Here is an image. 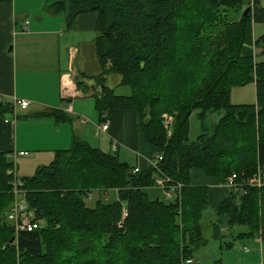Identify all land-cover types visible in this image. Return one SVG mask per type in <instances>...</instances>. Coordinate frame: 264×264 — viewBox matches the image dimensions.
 <instances>
[{
    "label": "trees",
    "instance_id": "trees-1",
    "mask_svg": "<svg viewBox=\"0 0 264 264\" xmlns=\"http://www.w3.org/2000/svg\"><path fill=\"white\" fill-rule=\"evenodd\" d=\"M263 1L70 0L68 26L82 13L100 16L101 120L138 112L147 141L159 149L157 165L135 172L117 151L74 139L50 164L19 178L0 152V264H186L204 243L201 221L211 206L209 188L191 182L194 170L220 183L237 176L238 188L215 212L229 219V230L247 228L238 237L264 242V186L242 184L264 171V35L255 42L258 57L242 54L246 22L264 24ZM246 2L251 12L237 20ZM64 6L55 0L54 12ZM106 75L121 77L131 94L104 86ZM249 83L256 103L233 104L232 89ZM13 112L1 100L0 116ZM194 112L202 123L212 113L221 117L191 141ZM43 114L66 120L59 112ZM159 179L175 188L173 201L150 198V188L161 189ZM16 180L36 230H19L9 217Z\"/></svg>",
    "mask_w": 264,
    "mask_h": 264
},
{
    "label": "crops",
    "instance_id": "crops-1",
    "mask_svg": "<svg viewBox=\"0 0 264 264\" xmlns=\"http://www.w3.org/2000/svg\"><path fill=\"white\" fill-rule=\"evenodd\" d=\"M54 1L0 0V99L14 106L13 114L0 116V152L14 163L19 178V166L20 170L23 167L24 176H29L34 169L50 164L57 151L69 149L74 139H81L106 154L117 151L120 159L131 167L140 172L148 170L159 149L147 141L139 113L121 110L110 120L102 121L96 109V97L103 89L98 83L101 69L95 51L98 12L79 14L68 26L70 0H56L65 4L56 12ZM248 6L246 2L236 15L237 20ZM263 35L264 24L246 22L242 54L258 57L255 42ZM104 81V86L114 91L121 86V77L117 75H106ZM89 99L92 105L87 106ZM17 100L28 101V108L15 106ZM90 106L93 108L87 110ZM44 112H59L66 120L42 116ZM33 115L36 118H31ZM106 123L109 129L103 131ZM22 152L27 155H21ZM191 182L209 188L211 206L206 211L214 212L209 230L211 237L222 239L229 231V219L217 216L215 208L231 188L199 170L192 171ZM215 225L219 231L214 230ZM202 233L204 243L196 254L206 243L203 226ZM240 244L245 250L231 252L236 256L224 253L228 256L227 259L222 256L226 264L262 262L246 246L250 244L255 252L260 247L256 242L241 240Z\"/></svg>",
    "mask_w": 264,
    "mask_h": 264
},
{
    "label": "rangeland",
    "instance_id": "rangeland-1",
    "mask_svg": "<svg viewBox=\"0 0 264 264\" xmlns=\"http://www.w3.org/2000/svg\"><path fill=\"white\" fill-rule=\"evenodd\" d=\"M257 60H260V59L257 58ZM115 93L117 95L128 96L131 94V89L128 86H120L115 90ZM89 101H91V100L89 99ZM231 101L235 105L255 104L256 103V87H255V84L249 83L245 86L233 88L231 91ZM86 104H87V106L92 105V101L91 102L87 101ZM91 108H93V107L90 106L87 108V110H90ZM220 114L219 113L209 114L207 116L206 120L204 121V123H202V121L198 117V112H194L190 117V140L195 141L199 137V135L202 134V132L204 131V128L211 129L212 125L216 124L219 121V119L221 117ZM166 118H168L166 124L168 122H172V118H169V116H166ZM128 156H130V155L128 154ZM48 162H50V161H48ZM154 162L157 164L156 159H154ZM21 168L22 169L20 170V166H19L18 171H19V176L21 178H23L25 171H24L22 166H21ZM35 170L36 169H34L28 175L33 176ZM27 172H30V170ZM258 173H259V171L257 172V174ZM29 176H24V177H29ZM222 184H224V185L226 184L227 187L231 188L228 180L226 183L224 182ZM162 191H160L156 188H150L148 190V193H149L150 198H152V199L161 198V200L163 199L164 201H167V202L174 200V199H170V197H168V195H169L168 189L164 192L165 194H168L166 196L164 195V193ZM92 196L93 197L91 199L86 201L87 205L90 207L95 206V203H96V200L98 197L96 193L93 194ZM110 197H111V199L115 198L114 195H110ZM211 213H214V212L205 211L203 214L201 225L204 227L206 243L203 247H201L198 250L197 254L195 253V257H194V259H192L194 261V264H226L224 259H227L228 256L224 253H228V254L230 253V256L234 257L236 255L231 254V252L238 253L241 250L242 251L245 250L244 245L240 244L241 240H243V241L250 240L251 242L254 241L260 246L259 248L256 249L255 252H253L254 249L251 247V245L246 244L247 247H250L251 254L259 257V260H262V262L260 264H264V242L258 238L238 237V235H240L241 233L247 232L246 227L240 226V227H236L233 230H229L225 233V237H223L222 239H215V238L211 237V230H209V229H211L210 224L212 222H214V217L211 216ZM223 255H224V259H222Z\"/></svg>",
    "mask_w": 264,
    "mask_h": 264
},
{
    "label": "built area",
    "instance_id": "built-area-1",
    "mask_svg": "<svg viewBox=\"0 0 264 264\" xmlns=\"http://www.w3.org/2000/svg\"><path fill=\"white\" fill-rule=\"evenodd\" d=\"M1 102V99H0ZM15 106H19L22 109H27L29 106V102L26 100H17L14 103ZM109 129V123H106L105 125H103L102 130L103 131H107ZM21 155H27V153H20ZM158 158V157H157ZM160 158V157H159ZM156 164V163H154ZM157 165V164H156ZM138 172V169L135 171ZM237 176L234 174L232 177H230L228 179L229 181V185L231 187V189H237L238 188V184L235 182ZM20 182L18 180L15 181L14 183V192L16 195V199L17 202L15 203L14 207L12 208L11 212L9 213V217L10 219L15 223L16 228H18L19 230H28V231H33L39 228V224L36 223L31 215L28 212V209L26 207V205L24 204V202L19 198V186H20ZM164 180L159 179L157 181V185L159 187H161V189L164 190V192L167 190V188H165L164 185ZM243 185L247 184L250 186H257V187H262L264 186V171L261 173H258L256 175H254L253 177H251L250 179H248L245 183H242ZM175 188H171L168 190V197L172 198V192H174ZM186 264H194L193 260H188L186 261Z\"/></svg>",
    "mask_w": 264,
    "mask_h": 264
},
{
    "label": "water",
    "instance_id": "water-1",
    "mask_svg": "<svg viewBox=\"0 0 264 264\" xmlns=\"http://www.w3.org/2000/svg\"><path fill=\"white\" fill-rule=\"evenodd\" d=\"M251 12V6H248L247 9L243 13V17H246Z\"/></svg>",
    "mask_w": 264,
    "mask_h": 264
}]
</instances>
